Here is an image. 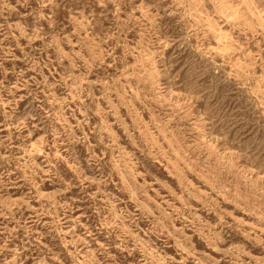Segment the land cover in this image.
<instances>
[{
    "label": "rangeland",
    "instance_id": "obj_1",
    "mask_svg": "<svg viewBox=\"0 0 264 264\" xmlns=\"http://www.w3.org/2000/svg\"><path fill=\"white\" fill-rule=\"evenodd\" d=\"M0 264H264V0H0Z\"/></svg>",
    "mask_w": 264,
    "mask_h": 264
}]
</instances>
